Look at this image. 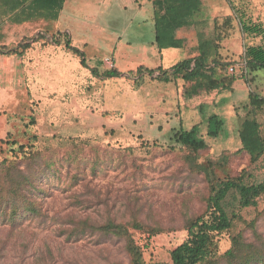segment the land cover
I'll return each instance as SVG.
<instances>
[{
	"label": "rangeland",
	"instance_id": "rangeland-1",
	"mask_svg": "<svg viewBox=\"0 0 264 264\" xmlns=\"http://www.w3.org/2000/svg\"><path fill=\"white\" fill-rule=\"evenodd\" d=\"M173 1L183 2L157 0V17L161 16L163 6ZM201 2L198 15L207 17L203 30L208 35L203 36L205 40L213 37L216 19L226 15L236 18L235 34L223 42L220 50L225 62L231 65L240 62L247 45L262 43L260 38L252 39L241 33L237 17L243 12L253 22H264V0ZM105 10L104 7L102 11ZM151 14L149 7L143 9L140 19L129 24L126 33H121L120 26L113 28L115 24L124 23L125 16L114 19L110 29H92L84 50L86 63L101 72L102 59L110 58L124 73L149 56L143 48L151 35ZM61 22L62 25L69 22L72 28L74 23H79L76 18L67 17ZM6 30L9 35L4 33ZM13 30L14 26L3 25L0 47L10 40L13 41L7 48L18 44L16 35L10 36ZM48 31L57 40L56 25ZM79 35L78 31L73 32L72 47H81L79 41L83 38ZM65 53L68 59L60 54L59 61L70 74L59 75L56 67L48 78L35 77L33 69L21 68L16 56L0 58V161L12 155L11 146L2 143L5 139L28 145L34 136L35 147L43 151L46 159L59 165L58 177L47 184L55 189L42 203L46 219L27 220L23 228L13 233L0 226V264H128L121 242L113 239L73 242L61 230L71 216L96 221L110 216L126 223L137 210L143 220L151 213L166 228L155 235L131 230L145 261L170 264V251L186 238L182 228L184 220L201 210L207 186L201 176L186 184L183 183L186 174L174 176L182 163L180 148L169 140L172 129L179 125L185 129L201 125L207 149L201 152L199 164L231 155L228 165L215 169L219 178L234 177L248 170L261 179L262 163L250 166L246 156L235 155V152L240 148L237 131L245 116L242 107L247 103L248 94L255 92L264 97V70L257 71L248 84L237 69L234 75L237 84L230 87V91L222 88L210 95L189 99L185 91L190 84L180 76L168 84L143 77L139 86L129 77L104 80L81 67L77 63L80 58L72 52ZM120 56L123 60L118 63ZM226 75H229L228 70ZM215 113L225 119L226 129L225 134L212 140L205 136V123L206 118ZM258 120L264 136V112ZM79 168H83L84 174L79 175L78 181L71 179ZM93 168L95 173L92 174ZM57 178L64 182L58 188ZM94 201H97L95 206L87 205ZM261 212H264V197L258 200L257 208L246 209L241 215L244 221H250ZM242 221L237 224L239 229L245 226ZM228 244V237H223L222 250Z\"/></svg>",
	"mask_w": 264,
	"mask_h": 264
},
{
	"label": "trees",
	"instance_id": "trees-1",
	"mask_svg": "<svg viewBox=\"0 0 264 264\" xmlns=\"http://www.w3.org/2000/svg\"><path fill=\"white\" fill-rule=\"evenodd\" d=\"M17 1L18 3L10 8L11 15L17 8L24 6L23 1ZM64 1L39 0L26 11L22 10V13L27 15L29 20L35 14H37L35 16L37 19L55 20L62 10ZM173 2H176L178 7L173 10L168 8L165 16L156 21L155 41L159 44L162 40L160 33L163 28L172 31L178 26V22L170 12L174 13L180 7V10L191 16L198 15L202 9L201 0ZM37 8H41L42 11ZM45 9L48 11V17L44 15L47 13ZM187 19L184 17L182 21L186 22ZM237 19L243 35L252 39L260 38L262 41L261 44L247 45L244 50L243 58L247 73L246 77H240L249 84L256 77L257 71L264 70V22H253L243 12ZM235 31L236 18L233 15L216 19L213 37L210 40L200 41L198 55L192 59H186L169 70L154 71L140 66L136 71L129 72L127 77L134 80V83L139 86L143 77L168 84L180 76L190 84L185 91L189 99L200 95H210L222 88L230 91L234 75L227 76L226 71L228 67L235 66L238 62L233 65L228 64L221 57L220 50L224 41L233 38ZM51 41L56 45L60 44L58 40L53 41L51 38ZM33 42H35L34 38H23L17 45L10 48L2 46L0 47V57H22ZM64 45L67 50L80 58V64L89 69L94 77L104 80L121 77V74L114 68L100 72L96 67H88L82 51L72 47L68 40L64 41ZM242 108L245 116L241 119L237 131L240 148L235 152V155L246 156L250 166L262 163L264 172V136H262L258 120L259 115L264 112V97L250 92L247 103ZM205 124V136L208 139L214 140L225 134L226 121L218 114L215 113L207 117ZM7 136L10 137L9 132ZM32 139L33 142H29L28 145L18 144L15 140L9 142L5 139L2 142L11 146L12 155L11 158L6 157L0 161V226H4L12 233L23 228V223L27 220L39 219L43 221L46 219L42 203L47 198L46 196H50L52 190L55 189L47 184L58 177L59 165L49 158L46 159L43 151L35 147L34 136ZM169 140L181 150L179 155L182 168H178L174 176H178L180 173L186 174L183 180L184 184L201 176L207 185L206 194L202 197L201 210L187 216L184 220L182 228L186 232V238L170 251V264H264V212L258 213L250 221H244L241 215L246 209L257 208L258 200L264 197V174L259 179L248 170H243L237 176L226 175L224 178H219L215 169L221 170L228 165V158L231 155L227 154L218 161L208 160L205 164H199L201 152L207 149L200 124H195L190 129H185L180 125L173 128ZM84 172L83 168H79L78 175L74 174L75 176L73 175L71 179L76 178L78 181L79 175ZM93 173H95L94 168L92 169ZM56 183H58L56 185L58 188L64 182L57 178ZM77 198L78 202L80 199ZM96 204L97 201H94L93 204L87 205L95 206ZM139 211L131 213L130 219L126 223H120L110 216H107L103 221L71 216L61 231H64L68 239L73 242L82 239L119 241L129 259L128 264H147L142 248L135 242L131 230L155 235L166 231V228L162 227L151 213L143 220ZM241 220L245 226L239 229L237 224ZM225 236L228 237L229 244L222 250L221 240ZM0 257H2V253H0ZM112 264L122 263L114 262Z\"/></svg>",
	"mask_w": 264,
	"mask_h": 264
},
{
	"label": "crops",
	"instance_id": "crops-1",
	"mask_svg": "<svg viewBox=\"0 0 264 264\" xmlns=\"http://www.w3.org/2000/svg\"><path fill=\"white\" fill-rule=\"evenodd\" d=\"M23 1V7L16 9L13 15L10 14V8L12 5L18 3L17 0H0V30L3 25L7 24L8 26H14L13 34L11 37L16 35V38L21 41L23 38H34L35 42L31 44V47L24 53L22 57H17L18 65L23 69H33L32 74L35 77L48 78L51 75V72L57 67L59 75H69V70L66 69L65 64L60 63L59 55L63 54L67 58V50L64 45V41L68 40L72 44L73 32L78 31L80 33L79 44L81 47H77L80 51L84 53L86 48L87 40L93 34L92 29L103 30L110 29L111 22L115 19H119L121 16H125L126 19L124 23H119V25H114V30L120 26L121 33H126V29L129 24H133L135 20H138L141 16L143 9L149 7L152 10V14L149 16L151 30H150V39L146 41V46L144 51L149 53V56L142 58L136 65H133L131 68L126 70L124 73L122 69L118 67L116 61H114V70L121 74V77H127L129 72H134L138 67L142 66L148 70H169L174 67L176 64L186 60L192 59L198 55V47L200 43V38L205 39L208 35H205L204 27L206 26L207 17L199 15H191L189 13H180L170 12L173 15L174 19L178 22V26L174 30H168L163 28L160 36L162 40L160 44L155 41L156 37V21L162 19L167 9L173 10L175 7H178L176 2L167 3L163 6L161 16L157 17L156 13V1L157 0H142L136 2L135 0H65L63 3L62 10L59 12L57 19L50 20L48 18L37 19L35 17L37 14L29 20L28 16L22 13L30 8L31 5L35 4L39 0H20ZM206 6V4L204 3ZM106 8L105 11H102L103 8ZM36 9V8H35ZM178 9V8H177ZM41 10V8H37ZM44 13L48 17V11ZM102 12V13H101ZM127 14L121 15V14ZM189 16V17H188ZM76 18L79 23H74L73 28L69 25V22L61 24L64 18ZM188 18L186 22H183L182 19ZM105 21V25L103 22ZM56 25L57 30V40L61 42L59 45L52 43L54 41V34L48 31V28ZM113 30V29H111ZM73 31V32H72ZM91 31V32H89ZM4 33H8L6 30ZM6 34V36H8ZM37 34V35H35ZM72 34V35H70ZM205 38H204V37ZM207 40V39H206ZM209 40V39H208ZM13 41V40H10ZM10 41H7L3 46H9ZM134 42V41H130ZM118 43L116 44V46ZM115 46V47H116ZM74 47V48H76ZM126 47H130L127 45ZM115 53L114 50H112ZM192 52H196L195 55H188ZM67 54V55H66ZM186 56V57H185ZM184 57V58H182ZM4 58V57H0ZM105 59V58H104ZM101 61V69L107 70L108 68ZM123 58L120 56L117 58V62H122ZM149 62V63H148ZM77 63L80 64V61ZM81 65V64H80ZM88 67L94 68L87 64ZM82 67V65H81ZM37 68V69H36ZM77 79V77L75 76ZM113 78V79H119ZM112 79V80H113ZM237 83L234 82L231 84V88H234Z\"/></svg>",
	"mask_w": 264,
	"mask_h": 264
},
{
	"label": "built area",
	"instance_id": "built-area-1",
	"mask_svg": "<svg viewBox=\"0 0 264 264\" xmlns=\"http://www.w3.org/2000/svg\"><path fill=\"white\" fill-rule=\"evenodd\" d=\"M103 63L105 64V66L107 68H114V63H113V61L110 58H105L103 60ZM237 69L240 71V76L246 77V73L247 72H246V68H245V60H244V58H242L240 60V62H238L237 65L231 66L228 69V74L229 75H235V72H236Z\"/></svg>",
	"mask_w": 264,
	"mask_h": 264
}]
</instances>
